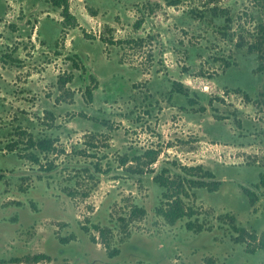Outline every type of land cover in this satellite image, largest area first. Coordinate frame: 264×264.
Masks as SVG:
<instances>
[{"label":"rangeland","instance_id":"rangeland-1","mask_svg":"<svg viewBox=\"0 0 264 264\" xmlns=\"http://www.w3.org/2000/svg\"><path fill=\"white\" fill-rule=\"evenodd\" d=\"M70 8L79 25L63 30L50 0H0V262L44 253L51 260L33 264H264L263 250L249 253L219 220L233 214L264 232V7L70 0ZM74 56L85 70L72 69ZM21 131L54 136L57 151L40 164L20 159L7 146ZM147 148L161 154L146 173L118 164ZM95 162L107 173H95ZM180 165H203L222 181L186 198L201 232L157 213L154 177ZM96 225L109 228L115 257Z\"/></svg>","mask_w":264,"mask_h":264},{"label":"trees","instance_id":"trees-1","mask_svg":"<svg viewBox=\"0 0 264 264\" xmlns=\"http://www.w3.org/2000/svg\"><path fill=\"white\" fill-rule=\"evenodd\" d=\"M249 1L264 7V0ZM50 4L52 9L59 12L61 17L63 18L61 21L63 30L67 28L77 27L79 25L77 17L71 11L70 0H50ZM259 27L263 31L264 23L260 24ZM71 61L72 69L75 68L85 70V68L81 65L79 56L72 57ZM70 81H72V74L66 77H60V83L62 85H65ZM93 91L94 89L92 87L87 88L86 95L88 96L90 101H93ZM172 91L184 94L187 97L190 95L189 88H186L180 82H174ZM189 101L192 104H197V101L190 96ZM57 141L58 139L47 133L35 135L26 131H21L20 139H16L15 141L10 142L7 147L12 152H16L17 150H19L18 157L20 159H25L35 164H40L41 155H48L57 151V148L55 146V143ZM160 154L161 150L158 148H147L143 150L133 149L131 152H128L121 156L118 159V164L123 167L132 162L131 166L128 168V171L132 173V175H141L146 173L149 168L158 161ZM101 163L102 162L94 163V172L98 174H105L107 172L103 169ZM179 169V173L172 175L171 171L168 168H163L161 172L154 177V181L163 189L160 206L157 208V213L161 215L170 225H174L177 223V221L183 218H187L188 221L186 222V228L195 232H201L204 230L205 226L199 223L197 219L193 220V217H195L196 215V210L186 204V198L190 197L192 190L198 188H204L210 192L217 191L220 189L222 181L217 180L215 173L212 170L204 167L203 165H180ZM261 179L264 183L263 174L261 175ZM243 193L250 205H254L258 200L255 192L247 187H243ZM69 195L74 194L72 192H69ZM222 219L228 220L222 221ZM219 220H221V222L223 223H225L226 221V223L230 226L233 232L237 235L235 237L237 243L248 242L247 251L249 253H254L256 249H261L264 251V232L260 236H258L254 232H250L247 228L238 223L236 216L233 214L220 216ZM95 227L100 232L103 240H105L106 247L110 249L108 252L109 256L115 257L117 254H119L120 250L112 248L110 242L108 241V235L110 234L109 228H101L98 225H96ZM83 230L85 232H90V229H88L87 227L83 228ZM93 239L95 240V237H93ZM251 243H254L256 246L251 248ZM43 260L50 261L51 258L44 253H39L33 256H28L25 258V260H2L0 263L18 264L20 262L26 261L27 263L33 264Z\"/></svg>","mask_w":264,"mask_h":264}]
</instances>
